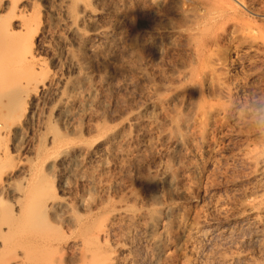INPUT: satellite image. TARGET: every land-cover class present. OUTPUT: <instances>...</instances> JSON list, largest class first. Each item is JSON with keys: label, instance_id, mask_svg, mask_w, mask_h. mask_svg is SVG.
Segmentation results:
<instances>
[{"label": "rangeland", "instance_id": "374dc122", "mask_svg": "<svg viewBox=\"0 0 264 264\" xmlns=\"http://www.w3.org/2000/svg\"><path fill=\"white\" fill-rule=\"evenodd\" d=\"M34 1L47 17L45 0ZM49 1L56 12L52 32L61 33L73 0ZM96 7L99 21L116 28L123 42L104 53L74 51L70 44L66 53L57 39L46 43L42 55L51 70L80 81L72 94L84 96L90 84L93 95L72 108L68 126L56 122V104L43 99L20 156L39 168L35 150L46 135L90 146L106 131L123 128L135 112L143 118L140 137L147 134L150 145L133 142L140 151L124 159L69 158L63 170L35 169L69 206L49 212L52 225L41 233L63 245L38 243L29 251L40 261L27 264H78L73 244L81 229L94 231L121 206L155 223L152 237L164 238L153 251L149 234L125 223L134 250L120 252L124 264L133 254L140 264L152 258L156 264H264V0H100ZM72 58L80 60V70H73ZM124 133L135 134V127ZM162 167L170 177L148 198ZM20 178L16 188L27 185ZM15 200L0 192V205L9 204L11 212L4 222L19 212ZM167 206L173 211L158 221ZM206 229L209 235L200 238ZM6 236L0 227V237ZM122 244L112 235L98 243L100 251ZM19 245H0V263L14 258Z\"/></svg>", "mask_w": 264, "mask_h": 264}, {"label": "bare ground", "instance_id": "6f19581e", "mask_svg": "<svg viewBox=\"0 0 264 264\" xmlns=\"http://www.w3.org/2000/svg\"><path fill=\"white\" fill-rule=\"evenodd\" d=\"M99 1L73 0L71 9L67 7L69 9L66 16L69 22L64 25L61 33H58L52 32L56 12L52 9L49 0L44 1L47 17L38 11V5L34 0H0V192L15 195L16 200L13 206L19 209L12 221L10 220L11 222H4L6 216L9 220L11 212L8 209L10 207L6 203L0 205L1 231L7 232L6 237H0V245L7 247L11 244L13 247L20 244L17 246L20 249L16 256L4 264H27L29 260L40 261L30 256L32 253L30 249L38 243H61L41 233L52 225L47 220L49 212L68 208L69 202L64 197L53 195L50 183L38 180L39 168L63 170L67 167L69 158L75 161L106 156L124 159L140 151L132 146L133 142H138L140 148L150 145L147 134L140 137L139 128L142 126L143 118L140 112H135L131 121L127 122L123 128L106 131L95 144L90 146L64 143L62 138L54 134L46 135L44 144H39V148L35 150L39 168H35L33 163V165L28 164L20 156L21 151L24 150L23 142L26 140L30 125L39 115L41 102L47 100L48 105L56 104L54 108L56 122L68 126L74 123L75 112L72 108L77 105L82 108L91 101L93 95L94 86L90 84L87 85L84 96L72 94L80 81L72 80L65 74L61 75L51 70L42 55L43 50L47 48L46 43L51 38L57 39L63 44L66 53L70 51L67 47L69 44L74 47V51L77 49L86 53L101 50L104 53L103 49L111 45L118 46L123 42L116 28L108 27L99 21L101 13L96 7ZM82 25H86L88 30L83 31ZM57 61L56 56L51 58L53 64L56 65ZM70 63L75 71L82 68L78 58H72ZM112 77L114 76L110 78ZM164 102L168 103L170 99ZM150 105L159 104L151 101ZM128 126L135 127L136 133L126 135L124 128ZM6 140L10 144L6 143ZM174 143L177 144L178 140H174ZM9 146L18 153L17 159L16 155L13 157L12 150L9 151ZM19 174L20 179L27 185L16 188L14 179ZM169 177L170 174L166 168L159 169L158 175L153 178L145 195L152 199L155 192L161 191V184L167 182ZM191 199L195 202L199 201L195 197ZM172 211L173 208L167 206L164 212L159 214L158 221L163 219L164 214H170ZM136 213L128 206H121L114 210L106 222L94 231L83 227L80 233L82 238L74 241L73 244V249L76 250L75 257L78 258L77 263L124 264L120 260V252L130 248L134 250L131 243L132 234L125 231V223L139 226L146 231L147 235L149 234L148 238L153 239L154 248L152 250L156 252L160 250L163 247L164 238L163 236L152 237L156 227L155 223L143 220L145 216ZM111 235L117 245L121 242L124 244L116 250L100 251L98 245L100 240ZM208 235L209 232L206 229L200 232L199 237L204 239ZM137 258L133 254L129 262L125 264H140ZM155 260L153 258L151 261L148 260L149 264H154ZM44 264L52 263L46 261Z\"/></svg>", "mask_w": 264, "mask_h": 264}]
</instances>
